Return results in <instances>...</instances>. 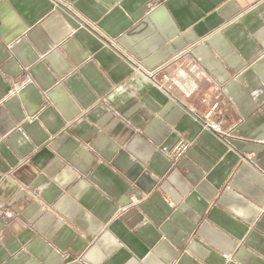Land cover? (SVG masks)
I'll list each match as a JSON object with an SVG mask.
<instances>
[{
    "label": "crops",
    "instance_id": "0c3cea01",
    "mask_svg": "<svg viewBox=\"0 0 264 264\" xmlns=\"http://www.w3.org/2000/svg\"><path fill=\"white\" fill-rule=\"evenodd\" d=\"M0 264H264V0H0Z\"/></svg>",
    "mask_w": 264,
    "mask_h": 264
},
{
    "label": "built area",
    "instance_id": "2783aa9c",
    "mask_svg": "<svg viewBox=\"0 0 264 264\" xmlns=\"http://www.w3.org/2000/svg\"><path fill=\"white\" fill-rule=\"evenodd\" d=\"M58 1L64 2L65 0ZM172 77H174V75ZM172 80L174 81V79ZM169 83L170 77L167 76L163 79V84L168 86ZM218 109L219 105L216 103L204 116L205 128L216 132H220L221 130L219 123L213 119ZM190 147L191 143L189 141L186 139H181L175 144V146H173L171 150L168 151L167 155L172 161L177 163L186 155Z\"/></svg>",
    "mask_w": 264,
    "mask_h": 264
}]
</instances>
